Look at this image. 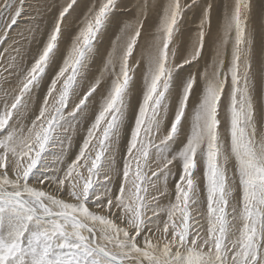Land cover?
I'll return each instance as SVG.
<instances>
[{"label": "snow or ice", "instance_id": "obj_1", "mask_svg": "<svg viewBox=\"0 0 264 264\" xmlns=\"http://www.w3.org/2000/svg\"><path fill=\"white\" fill-rule=\"evenodd\" d=\"M0 264H264V0H0Z\"/></svg>", "mask_w": 264, "mask_h": 264}, {"label": "rangeland", "instance_id": "obj_2", "mask_svg": "<svg viewBox=\"0 0 264 264\" xmlns=\"http://www.w3.org/2000/svg\"><path fill=\"white\" fill-rule=\"evenodd\" d=\"M257 8H259V0H257Z\"/></svg>", "mask_w": 264, "mask_h": 264}]
</instances>
